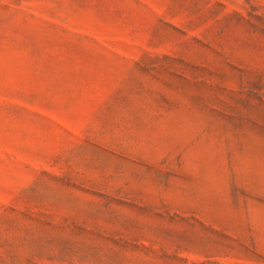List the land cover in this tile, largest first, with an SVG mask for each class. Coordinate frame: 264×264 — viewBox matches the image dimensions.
Returning a JSON list of instances; mask_svg holds the SVG:
<instances>
[{
	"label": "rangeland",
	"instance_id": "rangeland-1",
	"mask_svg": "<svg viewBox=\"0 0 264 264\" xmlns=\"http://www.w3.org/2000/svg\"><path fill=\"white\" fill-rule=\"evenodd\" d=\"M0 264H264V0H0Z\"/></svg>",
	"mask_w": 264,
	"mask_h": 264
}]
</instances>
